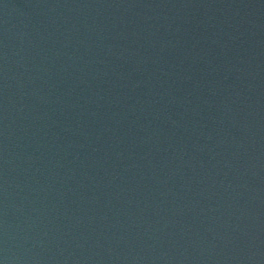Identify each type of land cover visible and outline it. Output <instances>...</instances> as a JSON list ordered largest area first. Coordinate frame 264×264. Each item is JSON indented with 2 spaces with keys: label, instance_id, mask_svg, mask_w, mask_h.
Masks as SVG:
<instances>
[{
  "label": "water",
  "instance_id": "water-1",
  "mask_svg": "<svg viewBox=\"0 0 264 264\" xmlns=\"http://www.w3.org/2000/svg\"><path fill=\"white\" fill-rule=\"evenodd\" d=\"M0 264H264V0H0Z\"/></svg>",
  "mask_w": 264,
  "mask_h": 264
}]
</instances>
